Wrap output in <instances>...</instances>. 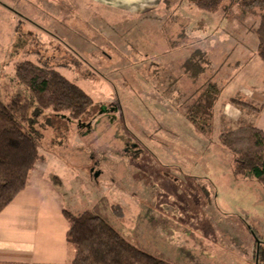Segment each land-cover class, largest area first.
<instances>
[{"label": "rangeland", "instance_id": "rangeland-1", "mask_svg": "<svg viewBox=\"0 0 264 264\" xmlns=\"http://www.w3.org/2000/svg\"><path fill=\"white\" fill-rule=\"evenodd\" d=\"M115 1L88 8L84 0H0V93H12L19 61L68 62L59 72L94 105L89 116L66 122L62 138L48 128L51 152L42 155H56L57 167L67 169L52 180L70 191L73 209L99 204L128 242L172 264H193L189 255L197 264H264V189L232 175L229 156L216 147L217 114L209 141L176 109L175 95L160 92L155 77L179 75L185 59L207 54L204 75L232 81L220 106L240 75H264L254 32L264 11L241 14L228 1L209 14L190 0H145L144 7L115 10ZM178 86L186 91L191 84L181 78Z\"/></svg>", "mask_w": 264, "mask_h": 264}, {"label": "trees", "instance_id": "trees-1", "mask_svg": "<svg viewBox=\"0 0 264 264\" xmlns=\"http://www.w3.org/2000/svg\"><path fill=\"white\" fill-rule=\"evenodd\" d=\"M228 1L236 2L241 14L253 10L264 11V0H241L239 3L238 0H190L193 7L209 14H215L222 8L224 10ZM254 32L258 56L264 64V13ZM66 50L64 54L71 55L72 64L78 69L83 68L84 64L79 58ZM210 61V56L199 51L181 63L179 75H169L167 78L155 76L160 80V92L175 95L176 109L181 110L183 116L194 125L199 136L209 141L213 131V108L223 88L214 76L204 75ZM67 63L54 66L50 57L38 61H19L14 66L12 93H0V211L24 190L30 173L43 160L42 154L51 152L46 146V130L52 128L53 136L62 138L64 134L61 130L68 128L66 122L71 124L89 116L94 105L91 97L59 72L61 68L69 69ZM181 78L190 81L191 87L186 91L178 86ZM230 102L256 113H260L264 107L263 104L254 108L233 99ZM217 140L216 147L231 160L232 175L236 178L250 177L264 189L262 131L255 127H240L220 134ZM55 158L58 159L56 155ZM68 193L70 197V191ZM72 202L73 207L64 210L69 226L66 243L72 251L69 264H172L128 242L99 213V204L80 212L74 210L75 202ZM113 206L119 208L118 204ZM154 216H150L153 228L158 223ZM189 257L190 262L197 264L195 257Z\"/></svg>", "mask_w": 264, "mask_h": 264}, {"label": "crops", "instance_id": "crops-1", "mask_svg": "<svg viewBox=\"0 0 264 264\" xmlns=\"http://www.w3.org/2000/svg\"><path fill=\"white\" fill-rule=\"evenodd\" d=\"M84 1L86 7L92 8V5L96 6L106 0ZM132 2L128 4L127 0H116L112 7L115 10H129L131 7L138 9L146 5L145 0ZM260 69L264 72V67L260 66ZM240 77L234 94L231 92L230 98L226 96L229 103L225 104V97L220 106L219 102L215 103L216 108L214 105L213 115L217 114L222 127L220 134L247 126L255 127L264 134V107L260 113H256L230 102L233 99L254 108L262 106L264 75ZM221 78L222 76L218 77V82L223 85L222 90L229 88V91H232V81L224 83ZM54 159L44 157L30 173L24 190L0 211V264H69L72 251L66 243L69 226L64 217V210L71 209L74 203L62 184H58L62 187L61 190L54 186L55 182L52 179L60 178L59 171L62 175L68 174L67 169L64 171L65 167L63 169L57 167L58 165L61 167V164L57 162V158ZM48 163L55 167L56 174L48 171ZM65 197H69V201Z\"/></svg>", "mask_w": 264, "mask_h": 264}]
</instances>
